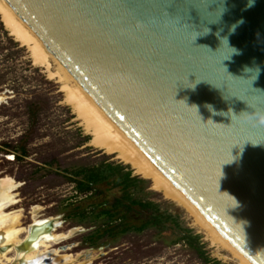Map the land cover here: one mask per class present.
I'll use <instances>...</instances> for the list:
<instances>
[{
    "label": "water",
    "instance_id": "95a60500",
    "mask_svg": "<svg viewBox=\"0 0 264 264\" xmlns=\"http://www.w3.org/2000/svg\"><path fill=\"white\" fill-rule=\"evenodd\" d=\"M5 2L224 238L264 264V0Z\"/></svg>",
    "mask_w": 264,
    "mask_h": 264
},
{
    "label": "rangeland",
    "instance_id": "374dc122",
    "mask_svg": "<svg viewBox=\"0 0 264 264\" xmlns=\"http://www.w3.org/2000/svg\"><path fill=\"white\" fill-rule=\"evenodd\" d=\"M51 71L60 73L57 63L52 62ZM63 85L59 77L51 78L45 67L33 63L28 48L9 33L0 14V180L10 178L17 184L5 199L7 205L0 210L18 215L20 226L25 229L34 222L33 207L41 209L40 219L55 218L62 223L54 230L56 235L82 229L59 244H52L61 255H72L78 262H85L90 255L91 264H205L186 246L173 244L178 234L169 229L160 236L147 231L128 233L115 240L105 238L98 248L84 244V236L100 222L69 218L75 208L70 204L90 210L95 200L83 201L76 196L75 186L63 170L103 157L130 164L93 146L92 139L78 145L85 136H92L67 104ZM32 111L37 112V119L34 118L37 125L32 123ZM14 147L25 148L26 156L20 157L21 152L14 151ZM147 180L152 199L160 202L163 210L179 214L184 226L200 234L212 258L222 264H242L231 253L212 245L184 205L155 189L153 181ZM25 233L22 239L26 238ZM0 264H17L16 251H0Z\"/></svg>",
    "mask_w": 264,
    "mask_h": 264
},
{
    "label": "bare ground",
    "instance_id": "6f19581e",
    "mask_svg": "<svg viewBox=\"0 0 264 264\" xmlns=\"http://www.w3.org/2000/svg\"><path fill=\"white\" fill-rule=\"evenodd\" d=\"M0 14L2 22L9 33L22 46L28 48L33 63L37 66L45 67L51 78L59 77L60 81L64 83L62 90L66 94V102L73 108L86 132L92 136L91 144L93 146L108 154H114L124 162L132 165L137 174L153 181L155 189L164 192L167 197L184 205L212 245L231 253L242 264H252L224 238L154 166L123 130L105 114L68 70L46 49L42 41L6 4L5 0H0ZM52 62L58 64L60 73L51 71ZM16 188L17 184L14 180L10 178L0 180V208H5L7 205L5 199ZM32 209L34 222L32 226L26 229L20 226V217L18 215H7L5 210H0V251L3 250L6 253L14 249L16 251L17 264L22 262L36 264L43 257H52V264H91L92 258L90 255L87 256L85 262H78L72 255H61L58 250L53 249V243L59 244L67 237L72 236L74 231L68 234L56 235L54 230L61 227V223L57 221L54 228L50 231L47 229L46 224L54 220V218L40 219L41 209L39 207H33ZM34 225L39 228L31 234V229ZM24 232L27 233V236L22 239L21 235Z\"/></svg>",
    "mask_w": 264,
    "mask_h": 264
},
{
    "label": "trees",
    "instance_id": "16d2710c",
    "mask_svg": "<svg viewBox=\"0 0 264 264\" xmlns=\"http://www.w3.org/2000/svg\"><path fill=\"white\" fill-rule=\"evenodd\" d=\"M36 113L31 112L34 125H37L34 121V118L37 119ZM91 139L90 136H85L83 143L78 145ZM14 149L21 152L20 157L27 154L23 147ZM63 172L68 174L69 181L74 184L77 196H81L83 201L95 200L90 204V210L70 204L75 208L68 215L69 218L78 219L80 222H100L94 230L84 236V244L89 247L102 246V240L105 238L115 240L128 233L143 234L147 231H154L160 236L169 229L178 234L173 244L186 246L205 264H222L208 254L202 236L183 225L179 214L163 210L160 202L152 199L150 182L135 175L130 165L103 157L88 164L64 169Z\"/></svg>",
    "mask_w": 264,
    "mask_h": 264
},
{
    "label": "built area",
    "instance_id": "2783aa9c",
    "mask_svg": "<svg viewBox=\"0 0 264 264\" xmlns=\"http://www.w3.org/2000/svg\"><path fill=\"white\" fill-rule=\"evenodd\" d=\"M75 194H76V196L78 195V193L77 192H75ZM81 197V196H80ZM82 198V197H81Z\"/></svg>",
    "mask_w": 264,
    "mask_h": 264
}]
</instances>
